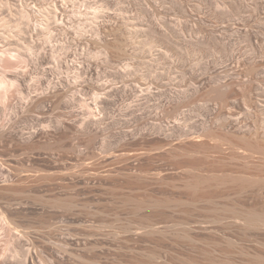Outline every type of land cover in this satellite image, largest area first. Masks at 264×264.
<instances>
[{
	"label": "rangeland",
	"instance_id": "rangeland-1",
	"mask_svg": "<svg viewBox=\"0 0 264 264\" xmlns=\"http://www.w3.org/2000/svg\"><path fill=\"white\" fill-rule=\"evenodd\" d=\"M1 83L0 264H264V0H0Z\"/></svg>",
	"mask_w": 264,
	"mask_h": 264
},
{
	"label": "bare ground",
	"instance_id": "bare-ground-1",
	"mask_svg": "<svg viewBox=\"0 0 264 264\" xmlns=\"http://www.w3.org/2000/svg\"><path fill=\"white\" fill-rule=\"evenodd\" d=\"M6 87V85H5V83H1L0 84V88L1 89H3V88H5ZM263 154V156H264V153H262ZM262 165L260 166V167H262V169L264 168V158H263V160H262ZM264 170V169H263ZM202 180H204V179H202ZM207 180H210V179H206V180H204V181H207ZM230 180H238V181H244V182H250V183H264V179H260V180H256V181H253V180H250V179H248V178H242V177H238V178H231ZM3 210V209H2ZM1 209H0V215H2L3 216V211H2ZM222 213L223 212H225V210H223L222 209V211H221ZM233 212V214L234 215H236L235 217H237L238 219H240L241 221H242V225H244V226H253L254 228H261V229H264V213H261V214H259V215H257L256 217L257 218H252L251 217V214H248L247 212L246 213H240V212H238V211H232ZM221 214V213H220ZM5 216V215H4ZM6 219V218H5ZM7 225L8 224H11V222H9L8 221V223H6ZM8 227V226H7ZM152 227V226H151ZM150 228V227H149ZM151 230H153V229H151Z\"/></svg>",
	"mask_w": 264,
	"mask_h": 264
}]
</instances>
